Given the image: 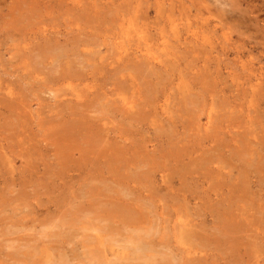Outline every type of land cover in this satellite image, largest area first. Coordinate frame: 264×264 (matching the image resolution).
I'll list each match as a JSON object with an SVG mask.
<instances>
[{"label": "rangeland", "instance_id": "obj_1", "mask_svg": "<svg viewBox=\"0 0 264 264\" xmlns=\"http://www.w3.org/2000/svg\"><path fill=\"white\" fill-rule=\"evenodd\" d=\"M0 264H264V0H0Z\"/></svg>", "mask_w": 264, "mask_h": 264}]
</instances>
